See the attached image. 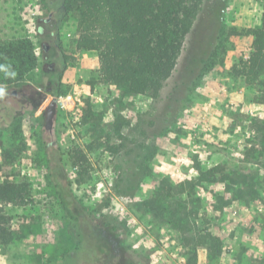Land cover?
<instances>
[{
	"label": "rangeland",
	"instance_id": "rangeland-1",
	"mask_svg": "<svg viewBox=\"0 0 264 264\" xmlns=\"http://www.w3.org/2000/svg\"><path fill=\"white\" fill-rule=\"evenodd\" d=\"M202 8L204 19L220 15L222 47L216 66L177 110L170 98L179 71L198 46L193 34L186 36L177 69L157 96H122L115 84L101 79L98 52L76 50V15L56 16L46 24L54 13L47 0H0V40L27 36L38 56L23 87L2 100L22 114L24 142L13 165L18 181L30 184L31 201L0 202L10 234L8 241L0 239V264H61L76 252L72 221L48 179L47 143L61 147L65 172L82 205L96 222L115 228L143 264H183L187 244L206 230L223 241V253L213 264L261 262L263 89L250 87L236 70L249 57L253 37L246 32L260 24L264 0H202ZM59 74L64 93L56 96L52 86ZM46 95L57 98L50 130L42 102ZM1 128L0 165L4 147L17 144L4 121ZM197 164L254 174L259 198L224 206L220 197L230 196L225 184L205 181L181 199L168 198V211L156 210L152 199L162 179L175 184L193 179ZM207 255V248H200L198 264H211ZM105 256L101 250L93 262L82 258L79 264H100Z\"/></svg>",
	"mask_w": 264,
	"mask_h": 264
},
{
	"label": "trees",
	"instance_id": "trees-1",
	"mask_svg": "<svg viewBox=\"0 0 264 264\" xmlns=\"http://www.w3.org/2000/svg\"><path fill=\"white\" fill-rule=\"evenodd\" d=\"M47 2L59 20L69 13L76 15L79 31L76 50L97 51L101 79L115 84L122 96L146 93L157 96L164 83L174 75L186 36L190 33L198 39V46L178 73L170 98L177 110L217 64L225 29L220 15L207 19L201 17L202 0ZM246 34L253 37L251 51L248 59L242 60L236 74L244 77L250 87L263 89L260 100L264 101V12L260 24L247 30ZM37 61L35 44L29 37L0 40V138L1 122L4 121L6 129L12 130V138L17 141V144L13 142V145L4 147L0 165V202L27 204L31 201L30 184L18 181L13 165L20 152L19 145L24 142L22 114L17 108L4 105L2 100L18 91ZM37 85L46 88L43 81ZM53 85L52 93L61 96L64 93L61 74ZM261 143L264 153V139ZM45 156L49 182L60 206L72 221L73 234L78 240L75 254L69 252L61 264H79L82 258L93 262L101 250L106 256L100 264H143L134 257L130 246L122 241L115 228L105 221L96 222L88 208L82 205L65 172L61 147L47 143ZM196 169L199 174L195 178L177 184L162 179L152 199L154 208L168 211V198L181 199L183 193L195 192L196 186L205 181L225 184V191L230 196L227 199L220 197L224 206L236 199L259 198L258 178L254 174L228 170L219 165L203 169L197 164ZM9 236L7 218L0 213V239L6 242ZM187 245L189 249L183 264H198L202 247L207 248V259L211 264L223 253L222 239L208 230L200 233L195 243ZM258 264H264V258Z\"/></svg>",
	"mask_w": 264,
	"mask_h": 264
},
{
	"label": "water",
	"instance_id": "water-1",
	"mask_svg": "<svg viewBox=\"0 0 264 264\" xmlns=\"http://www.w3.org/2000/svg\"><path fill=\"white\" fill-rule=\"evenodd\" d=\"M44 48L47 50L48 46L45 45ZM42 102L46 107L45 128L46 130H50L57 114V98L51 95H46Z\"/></svg>",
	"mask_w": 264,
	"mask_h": 264
},
{
	"label": "flooded vegetation",
	"instance_id": "flooded-vegetation-1",
	"mask_svg": "<svg viewBox=\"0 0 264 264\" xmlns=\"http://www.w3.org/2000/svg\"><path fill=\"white\" fill-rule=\"evenodd\" d=\"M54 17H56L55 12H54V13H51V18L48 19L47 21H45L46 24H51V23H52V18H54ZM41 29H43L42 32H41V34L43 35V34L45 33V31H44V28H41ZM44 46H45V45H44Z\"/></svg>",
	"mask_w": 264,
	"mask_h": 264
}]
</instances>
